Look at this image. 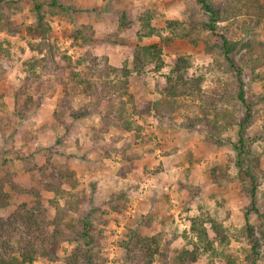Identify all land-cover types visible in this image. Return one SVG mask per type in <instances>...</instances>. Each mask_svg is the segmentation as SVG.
Returning a JSON list of instances; mask_svg holds the SVG:
<instances>
[{"label": "rangeland", "instance_id": "1", "mask_svg": "<svg viewBox=\"0 0 264 264\" xmlns=\"http://www.w3.org/2000/svg\"><path fill=\"white\" fill-rule=\"evenodd\" d=\"M35 1L51 2L0 0V41L5 56L0 59V151L3 147L10 149L9 155L0 156V179L11 170L15 182L30 186L33 181L28 168L41 167L50 157L59 166L67 165L75 173L77 188L72 190L67 184L64 189L74 194L73 202L85 200L92 206L91 211L84 207L81 215L103 213L98 227L106 235L101 241L99 264H125L120 242L127 240L130 228L140 226L144 218H149L151 226L161 232L163 255L159 254L154 264H163L166 254L171 257L184 247L190 249L191 242L199 241L198 228L204 239V233L215 238L210 231L213 220L223 223L229 242L220 244L222 241L215 239L216 254L204 253L198 264H224L228 256L243 259L251 245L248 240L239 241L233 236L245 226L243 217L252 203V186L240 175L239 160L244 159L243 168L257 176L256 208L264 214V0H210L221 12L215 33L205 26L209 17L196 0H58L68 11L53 15L46 7L51 27L49 40L57 59L69 56L72 67L65 63L69 69L63 71L49 65L44 74L37 69L39 80L30 76L28 92L33 105H41L21 121L15 115V93L29 75L24 63L43 57L31 49L43 44L40 36L28 30L36 21ZM126 11L132 16H151V25L161 35L141 44L157 43L163 49L164 66L160 70L152 65L142 76L132 74L130 92L135 103L160 99L158 84L164 82L178 59H187L191 64L190 78L202 76L204 95L215 99L216 106L209 115L214 118L217 112L215 122L203 119L198 98L181 96L173 112L164 118L157 119L152 112L134 113L130 103L123 121L107 125L102 119L107 103L97 106L82 87L73 89L71 71L91 76L88 58H107L110 66L119 69L125 62L131 66L128 52L139 41L120 29L124 23L122 12ZM168 21L184 25V39L172 36L166 29ZM223 36L235 45V68L224 57ZM100 73L89 79L97 84ZM239 73L252 122L244 132L243 152L248 155L241 158L235 148L240 140L239 122L246 110L237 100ZM60 78L69 84L71 107L89 108L86 118L73 120L66 115L63 123L55 119L64 95L57 82ZM126 122L131 123V129H127ZM27 136L32 139L30 143ZM226 174L228 179H224ZM122 187L130 188V197L126 211L120 215L110 210L106 202ZM43 197L52 215L55 210L51 202L57 200L63 207L67 198L51 193H44ZM24 202L30 199L13 195V204L1 216H9ZM70 215L75 217L74 213ZM194 217L202 221L195 228L191 222ZM249 220L254 227L260 223L255 213ZM261 239L259 264H264V238ZM200 245L205 246L202 242ZM72 248L68 243L60 245L61 261ZM61 261L38 260L35 264Z\"/></svg>", "mask_w": 264, "mask_h": 264}, {"label": "trees", "instance_id": "2", "mask_svg": "<svg viewBox=\"0 0 264 264\" xmlns=\"http://www.w3.org/2000/svg\"><path fill=\"white\" fill-rule=\"evenodd\" d=\"M196 2L209 17V22L205 26L212 33H215L221 13L220 10L210 0H196ZM47 6L50 9L49 13L53 15L58 12L64 14L68 11L58 0H51L50 3L43 1L34 2L33 11L36 21L32 26L28 27V30L32 35L38 34L43 44L39 47L32 46L31 49L40 53L43 57L42 59L33 60L31 64L24 63L28 66L27 75H29L24 79V86L20 87L15 93V115L21 121H25L41 105V103L33 105V99L28 92L29 83L31 82L30 76H36L37 80H39L41 76L37 74V69H41V73L44 74L49 65L63 71L69 69L64 66L65 63L72 67L71 58L64 56L63 59L59 58L58 60V54L54 46L50 44L49 34L51 27L47 23V14H49L46 12ZM5 16L8 20L10 19L7 15ZM150 17L149 14L132 16L127 11L122 12V20L124 21L120 28L122 33L126 32L139 41L128 52V57L130 56L132 60L131 66L128 62H125L122 68H115L110 66L107 58H103V61H101L99 58H92L89 55L91 58H88V60L91 66L87 67V70L91 76L79 74L75 72V69L71 71L69 81H74L75 87L73 89L76 90L77 87H82L83 93L94 98L97 106H100L103 101L107 103L108 110L106 115L102 117L107 125L114 123L116 120L123 121L130 103L134 108V113L152 112L157 119L164 118L165 115L173 112V109H175L174 104L181 96L198 98L201 101L199 111L204 116L203 119H208L209 121L214 119L215 122L218 117L217 112L214 118L209 116L212 115L210 114V109L216 106L215 99L204 95L201 85L203 82L202 76L190 78L189 67L191 64H189L187 59H178L170 73L164 77V82L158 84L157 91L161 95L160 99L155 102L141 101L140 103H135V97L130 92L132 74L135 73L138 76H142L149 66L154 65L159 70L164 66L163 49L159 44H141L143 40H151L161 35L151 25ZM166 26L172 36L175 35L184 39L185 36L182 30L184 25L182 23L179 21H168ZM79 34L83 38L82 32H79ZM222 39L224 57L231 67L235 68L233 64L235 45L230 44L225 36ZM2 46L3 42L0 41V59L5 57ZM96 73L100 74L99 78H97V84H94L89 78L94 77ZM238 80L240 82V90L237 100L246 110L245 117L239 122L240 140L239 146L235 148L241 158L242 155H248L247 151L246 153L243 152L245 147L244 132L252 122L251 109L246 101L241 73L238 74ZM57 82L62 86L64 95L54 113L55 119L63 123L62 120L66 115H69L73 120L86 118L90 113L89 108L86 106L80 109L71 107L69 84L64 78H60ZM126 123V125H129L127 129H131V123ZM27 138H29L27 141L30 143L32 139H30V136H27ZM9 153L10 149L3 147L0 151V156L5 157ZM242 160H239L237 167L240 170V175L251 183L252 203L243 217L245 226L242 232L233 237L239 241L248 240L251 247L245 253L243 259L238 261L234 256H228L224 264H259L261 258V238H264V214L256 208L255 201L259 184L257 176L243 168ZM27 172L31 175L33 181L30 186L19 185L15 182V174L11 170L0 179V264H35L38 260L61 261L58 256V250L62 243H68L73 248L71 253L63 258L61 264H99L102 260L101 241L106 235V231L98 227L103 218V213L101 215L96 213L92 217L88 213L86 216L81 215L84 207L91 211L92 206L90 204L87 205L85 200L73 202L74 194L64 189L67 184H70V189L72 190L77 188L75 173L67 165L59 166L52 162L51 157L47 159L45 165L28 168ZM224 179H228L227 174L224 175ZM218 184H220L219 180ZM129 190V187H122V189L114 192L108 202H106L108 208L116 214H124L130 197ZM44 193L61 195V197L66 195L65 205L62 207L59 201L53 200L51 205H53L55 212L52 215L50 208L45 205ZM13 195L29 198L30 202L18 205L9 216L2 217L1 212L13 204ZM71 213H74L75 217H72ZM252 213H255L260 219L257 227L250 223L249 217ZM148 220L149 218H144L140 226L130 228L127 240L120 242L121 255L125 264H154L157 256L159 254L163 255L161 252V232L156 231ZM191 222L194 228L202 224L201 219L198 217H194ZM151 230L156 232L151 235L147 234ZM198 230V242H191L190 249L184 247L174 256L168 257L169 255L166 254L162 263L198 264L204 253L216 254L215 239H220L222 241L220 244L229 242L223 223L218 220L210 222V231L215 235V238L210 239L204 233V239L200 235L202 229L198 228ZM201 242L205 245L204 247H201Z\"/></svg>", "mask_w": 264, "mask_h": 264}]
</instances>
